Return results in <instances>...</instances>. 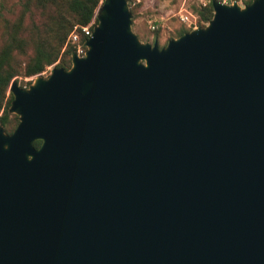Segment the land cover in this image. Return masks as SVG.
<instances>
[{
  "label": "water",
  "instance_id": "1",
  "mask_svg": "<svg viewBox=\"0 0 264 264\" xmlns=\"http://www.w3.org/2000/svg\"><path fill=\"white\" fill-rule=\"evenodd\" d=\"M210 5L158 48L102 0L68 69L9 83L0 264H264V0Z\"/></svg>",
  "mask_w": 264,
  "mask_h": 264
},
{
  "label": "trees",
  "instance_id": "2",
  "mask_svg": "<svg viewBox=\"0 0 264 264\" xmlns=\"http://www.w3.org/2000/svg\"><path fill=\"white\" fill-rule=\"evenodd\" d=\"M141 1L127 0L130 14H134ZM251 0H245L244 5ZM100 0H20L19 12L13 21L3 18L2 11L5 9L0 2V126L5 134L9 135L17 124V117L7 112L12 100L7 93L9 83L16 78H32L41 74L45 69L56 63L54 67L68 69L70 66V54L75 52L76 47L82 48L85 37L79 28L87 26L93 19L94 12ZM35 12L41 17L38 25L30 24V28L23 27L25 16H31ZM198 16L199 27L211 19L212 9L209 2L194 10ZM31 19V18H30ZM96 24L89 27L90 31ZM73 27L77 28L79 38L76 43L67 42V37ZM185 28H179L175 33L166 38L163 45L170 39H175L187 32ZM158 30L153 32V40L158 48ZM29 50V54L27 51ZM26 82L25 85H28ZM40 142L32 143L34 149Z\"/></svg>",
  "mask_w": 264,
  "mask_h": 264
},
{
  "label": "rangeland",
  "instance_id": "3",
  "mask_svg": "<svg viewBox=\"0 0 264 264\" xmlns=\"http://www.w3.org/2000/svg\"><path fill=\"white\" fill-rule=\"evenodd\" d=\"M101 1L102 0H100V3ZM0 2L5 8L2 11L3 18L8 21H13L19 12L18 4L20 0H0ZM137 2L138 0H135L132 6H135ZM206 3L207 0H143L140 5L134 9V14H131V31L140 43L152 44L154 42L153 32L157 29L159 35L157 43L161 46L165 39L172 36L177 29L185 28L190 31L194 29L192 26H195V28L199 27L201 22H198V16L195 14L194 10ZM181 14L191 16L190 21H192L193 25H191L190 28L180 22L178 16ZM24 18L22 25L25 28H30L31 23L38 25L41 22V17L38 15V12H35L31 16H25ZM27 54H29V50ZM55 64L56 63L52 64L47 67L44 72L38 74L39 77L46 78ZM35 76L24 79L16 78L15 81L20 88H27L28 85L32 83ZM26 82H29V84L25 85Z\"/></svg>",
  "mask_w": 264,
  "mask_h": 264
},
{
  "label": "built area",
  "instance_id": "4",
  "mask_svg": "<svg viewBox=\"0 0 264 264\" xmlns=\"http://www.w3.org/2000/svg\"><path fill=\"white\" fill-rule=\"evenodd\" d=\"M216 1H218L221 4H226V5H231L232 3H236L239 6H243L244 5L243 4V2H244L243 0H216ZM207 2L210 3V0H207ZM204 5H202V6H204ZM178 17H179L180 22L185 24L187 27L190 28L191 25H193L192 21H190V17H191L190 15L188 16V15H185V14H181ZM92 24H93V19L91 20V22L87 26L79 28L80 33L85 37V39H87L90 36V34H91V31H90L89 27ZM192 28H195V26H192ZM78 38H79V35L77 33V28L73 27L72 31L70 32V34L67 37V42L76 43ZM84 50H85V48L83 47V43H82V48L80 46H77L76 50H75V53L78 56L81 57L83 55V53H84Z\"/></svg>",
  "mask_w": 264,
  "mask_h": 264
}]
</instances>
